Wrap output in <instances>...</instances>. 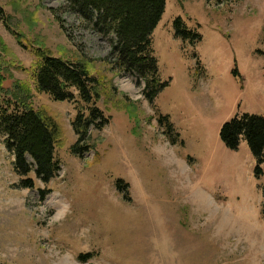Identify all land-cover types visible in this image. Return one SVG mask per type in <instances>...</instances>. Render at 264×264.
Segmentation results:
<instances>
[{
	"label": "rangeland",
	"instance_id": "1",
	"mask_svg": "<svg viewBox=\"0 0 264 264\" xmlns=\"http://www.w3.org/2000/svg\"><path fill=\"white\" fill-rule=\"evenodd\" d=\"M178 17L201 34L196 46L175 36ZM0 38L5 86L27 83L30 104L56 112L67 136L57 175L45 183L32 172L34 188L18 187L0 138V264H264V176L245 140L231 150L220 139L236 115L264 117V0H166L152 43L169 85L153 103L144 82L113 68L114 35L66 0H0ZM39 47L94 62L106 84L95 105L76 90L71 101L37 91ZM93 106L109 122L74 154L72 123Z\"/></svg>",
	"mask_w": 264,
	"mask_h": 264
},
{
	"label": "trees",
	"instance_id": "2",
	"mask_svg": "<svg viewBox=\"0 0 264 264\" xmlns=\"http://www.w3.org/2000/svg\"><path fill=\"white\" fill-rule=\"evenodd\" d=\"M66 9L74 11L84 21L93 25V29L104 36L114 35L110 58L113 68L121 73H131L144 82L143 95L153 103L168 85L160 75L159 62L153 49L152 36L161 21L166 0H66ZM59 20V19H58ZM175 36L184 42L196 46L202 39L201 34L188 28L185 21L178 17L174 23ZM0 38L1 53L6 55L8 47ZM41 61L36 68L37 91L50 94L56 101L75 100L78 97L87 105L105 93L106 84L94 72V62L88 58L71 60L53 55L50 49L39 47L34 51ZM0 54V138L14 157V170L21 178L18 187L34 188L36 177L50 182L58 173L60 164L55 150L67 143L66 131L56 112L43 106L35 109L29 102L31 89L27 83L19 80L14 88L5 86V57ZM7 71V69H6ZM234 77L241 88L243 76L234 70ZM131 111V106H127ZM89 110V109H88ZM169 134L175 131L169 116H161ZM160 120L159 123H162ZM109 122L103 111L93 106L86 115L82 110L72 123L77 141L72 146L74 154L88 151L89 131L92 127L102 129ZM174 141L173 138H171ZM220 139L231 149L238 150L242 140L256 159L255 176H264V117L259 115H236L226 122L220 130ZM118 180V185H121ZM263 216H264V185ZM46 195L41 191V197ZM88 256V255H86ZM91 256H93L91 254ZM85 260L84 255L80 256Z\"/></svg>",
	"mask_w": 264,
	"mask_h": 264
},
{
	"label": "crops",
	"instance_id": "3",
	"mask_svg": "<svg viewBox=\"0 0 264 264\" xmlns=\"http://www.w3.org/2000/svg\"><path fill=\"white\" fill-rule=\"evenodd\" d=\"M241 143H242V141H241Z\"/></svg>",
	"mask_w": 264,
	"mask_h": 264
}]
</instances>
